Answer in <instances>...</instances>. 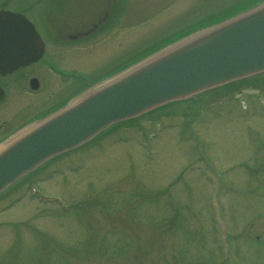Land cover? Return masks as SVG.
I'll list each match as a JSON object with an SVG mask.
<instances>
[{
	"label": "rangeland",
	"instance_id": "obj_1",
	"mask_svg": "<svg viewBox=\"0 0 264 264\" xmlns=\"http://www.w3.org/2000/svg\"><path fill=\"white\" fill-rule=\"evenodd\" d=\"M130 1V8L141 2ZM158 1L148 3L158 10L170 4L163 2L158 6ZM195 1L191 0L189 8ZM210 1L231 6L239 0H207V10L215 6ZM98 3L99 0H11V8H29L25 14L46 43L47 58L29 69V75L39 80L38 92L28 95L34 97L21 99L9 94L0 104V122L5 118L4 112L11 114L21 107L28 109L35 105L21 114L20 124L62 106L95 80L116 73L156 47L166 45L186 27L172 22L171 18L182 9L174 10L171 5V10H161L155 21L140 23L144 25L132 30L128 23L136 19L135 10L123 7L117 13L121 30L127 28L126 31L112 30L101 37L105 40L109 37L103 45L66 52L61 41L65 33L87 26L97 15L101 6ZM115 17H111L108 31L119 26ZM49 64L67 76L45 73ZM80 73L87 76L68 77ZM68 80L71 81L62 85ZM3 86L8 89L9 83ZM237 91L230 89L229 93L217 96L214 101L223 102L221 111L205 112L211 120L206 126L208 145L193 140L184 144L182 121L174 109H168L154 117L162 130L159 140L152 144V155L145 154L148 151L143 148V152L134 143L136 134L153 131V124L147 121L139 130L135 127L117 131L116 134L124 132L129 136L120 143L116 138L107 139L95 143L87 152L78 151L59 159L49 170L56 175L40 183V188L51 199L61 197L67 205L65 212L37 197L28 198L27 186L11 194L12 200L7 204L11 198L1 197L0 264H165L160 262L162 257L167 264H264V117L241 119L233 103L224 102ZM257 98L263 99L264 95ZM212 103L203 101L199 106L202 109ZM202 126L197 123L199 132ZM202 150L214 154L211 156L216 162L214 169H218L220 162V169L229 176L222 182L231 185L227 186L231 187L229 199L232 208H236L223 258L220 251L225 248L217 238L211 213L217 217V205L224 206L225 201L218 192L213 196L212 191L218 185L210 156L211 165L203 160L194 161L180 179H173L186 165L183 154L193 157ZM55 166L58 169L52 170ZM224 171L220 170L218 176L222 177ZM167 194L173 199H167ZM38 243L46 247L57 245L59 252L45 249L41 252L34 246Z\"/></svg>",
	"mask_w": 264,
	"mask_h": 264
},
{
	"label": "water",
	"instance_id": "obj_2",
	"mask_svg": "<svg viewBox=\"0 0 264 264\" xmlns=\"http://www.w3.org/2000/svg\"><path fill=\"white\" fill-rule=\"evenodd\" d=\"M20 59L0 58V70L11 71ZM263 69L262 8L137 67L1 154L0 190L41 160L76 146L111 122Z\"/></svg>",
	"mask_w": 264,
	"mask_h": 264
}]
</instances>
